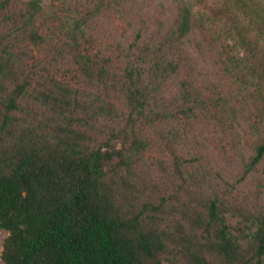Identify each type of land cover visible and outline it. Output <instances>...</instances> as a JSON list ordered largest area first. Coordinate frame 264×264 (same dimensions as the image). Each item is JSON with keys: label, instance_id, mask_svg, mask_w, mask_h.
<instances>
[{"label": "trees", "instance_id": "obj_1", "mask_svg": "<svg viewBox=\"0 0 264 264\" xmlns=\"http://www.w3.org/2000/svg\"><path fill=\"white\" fill-rule=\"evenodd\" d=\"M19 1L0 0V15L14 18L13 34H0V230L7 232L2 263L264 264V214L237 209L233 216L239 219L231 225L225 196L199 192L202 213L195 221L188 212L192 202L184 203V219L178 222L182 227L189 220L199 238L173 234L163 226L165 196L137 207L124 193L120 202L123 193L118 195L114 179L120 167L130 169L135 158L148 153L152 143L141 137L145 127L164 120L211 123L229 137L235 155L244 154L241 142L253 140L242 178L264 161V0H212L210 13L200 8L207 0H150L160 6L161 17L149 13L138 19L131 45L115 47V56L106 53L90 25L103 13L122 12L129 1L51 0L44 25L37 21L43 14L41 0L15 10ZM161 3L174 4L172 21ZM195 30L214 36L212 46L232 80L240 68L250 76L242 86L245 93L251 90L249 96L213 97L196 88L195 60L203 52L189 50ZM20 39L34 47L58 45L57 51L71 59L73 73L101 91L81 97L82 84L53 78L40 61L22 71V59L14 56ZM230 43L239 49L236 55L227 54ZM113 64L123 67L115 72ZM33 79L44 81L38 84L45 91L30 99ZM168 81H176L174 111L161 102ZM114 95L123 101L121 114ZM255 103L261 105L260 114H248V128L240 130L243 116L236 106ZM35 109L42 113L36 115ZM103 119L124 126L99 135L94 126ZM169 150L182 175V157ZM184 191L193 199L187 187ZM171 235L185 249L181 256L174 250L164 255L173 244Z\"/></svg>", "mask_w": 264, "mask_h": 264}, {"label": "rangeland", "instance_id": "obj_2", "mask_svg": "<svg viewBox=\"0 0 264 264\" xmlns=\"http://www.w3.org/2000/svg\"><path fill=\"white\" fill-rule=\"evenodd\" d=\"M28 1L20 0L15 10L25 8V4ZM126 1H129L131 9L128 5L122 12H117L116 8L103 13L90 25L89 29L102 44L107 46L106 53L110 52L114 56L116 55L115 47L126 48L131 45L138 30V19H147L149 13L155 14L156 17H161L160 13H162L157 2L150 0ZM50 2L51 0H41L43 14L37 21L42 25L47 24L49 21ZM161 4L164 5L165 11H167L168 21H172L176 15L174 4ZM200 8L210 13L211 9H213L212 0L205 1L204 4L200 5ZM138 14L139 16H136ZM13 20L14 18L11 16L0 15V34L3 36L7 35V33L9 34L7 36L13 34ZM204 37L209 42L208 44L204 42ZM213 38L214 36H209L208 34L203 36L200 30H195L191 36L192 43L189 50L192 53H197L196 50L203 52V58L195 60L194 84L196 88L202 94L213 97L222 95L223 97H236L239 100L245 96H249L251 90L245 93L242 91V86L243 81L247 82L250 76L240 68L233 75L236 79L232 80L230 78V74L224 70V67L218 60L220 59L218 49L212 46ZM13 43H8V45H13ZM15 46L14 56L18 60L22 59V71L26 72L35 65H32V62L37 63L40 61L42 64H48L50 73L54 76L53 78L72 83L75 87H81L82 84L84 94L81 97H88V92L94 94L101 91V88L88 85L79 74L73 73L74 66L71 59H66L57 51L58 45H55L56 48H52L53 46L44 43L40 47H34L20 39V42ZM195 46L198 47L194 50L193 47ZM230 46H232L231 43L226 48L227 54L236 55L239 49ZM113 65L116 66L115 72H118L123 67V64ZM19 77L20 81H22L23 76ZM38 82L43 83L44 81ZM38 82L35 79L31 81L30 99L31 97H38V91H45L44 89H40ZM175 83L176 81H168L167 84L162 86V106L164 105L166 109L173 111L175 110V103L173 101L176 99L171 97V94L175 90ZM111 99L120 108L118 113L120 111L124 112L125 108L120 96L114 95ZM236 107L239 115L243 116L240 119V130L248 128V123L244 121L248 114L254 116L261 112V105L257 103L248 105V107L244 106V108H240L239 105ZM41 113V110L35 109L36 115L39 116ZM252 116L251 120H253ZM123 126L124 123L122 121L116 124L111 120L103 119L94 127L97 134L104 135L111 127L120 129ZM216 131V128L211 123H204L199 119L189 124L186 122L164 120L155 127H145L141 132V137L151 139L152 144L149 146L148 153L142 155L140 158H135V163L132 164L130 169L120 167L116 171L120 177L114 178L118 183L117 186L120 188L117 193L118 195L123 193V198L120 202L124 200V193L128 196V200L132 201L137 207L147 201L158 203L160 197L165 196L168 204L165 205L164 219L166 218V221L163 222L164 228H168L169 232L173 234H189L192 237L195 236L197 239L199 238V233L190 227L191 222L189 223V220H186V223H182V227L178 225V222L180 219H184L181 211L184 203L192 202V206L188 208V212L195 221L197 220V216L202 213L204 204L199 198V192H204L208 195L217 193L221 197L225 196L230 207V211L225 216L231 225H234L239 219L238 216H233V213L237 209L264 214V161L249 175L242 178V163L244 161L247 162L253 153V140L248 143L241 142L244 154L235 155L230 150L231 140L229 137L222 136L220 130ZM169 146L178 156L182 157L181 161L185 165V168L182 169V175H179L175 171ZM111 174L109 173V175ZM122 176L123 178H121ZM123 186H127L128 188L125 189ZM181 187L184 190L187 187L188 193L191 192L193 194V199ZM6 236L7 232L0 230V264H3L1 261V251L2 243ZM175 236L171 235L174 240L173 244L170 242L168 251L164 254L167 257L169 251L174 250L178 254L185 250L182 244H178L177 239L175 240ZM178 256L181 255L178 254Z\"/></svg>", "mask_w": 264, "mask_h": 264}]
</instances>
